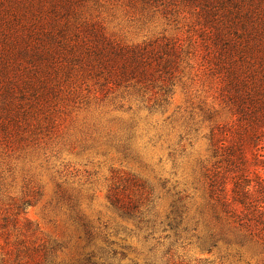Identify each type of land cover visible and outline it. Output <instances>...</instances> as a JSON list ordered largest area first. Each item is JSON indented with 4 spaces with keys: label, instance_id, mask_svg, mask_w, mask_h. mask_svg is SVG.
<instances>
[{
    "label": "rangeland",
    "instance_id": "obj_1",
    "mask_svg": "<svg viewBox=\"0 0 264 264\" xmlns=\"http://www.w3.org/2000/svg\"><path fill=\"white\" fill-rule=\"evenodd\" d=\"M32 31H52L50 45L61 53L65 35L87 43L95 32L122 45L176 42L174 86L165 81L174 94L159 106L163 81L147 95L124 87L97 93L74 81L73 95L64 58L45 75L40 69L48 65L25 54L28 47L52 49L31 39ZM236 72L249 91L237 98L227 90ZM46 79L65 81L63 93L52 96ZM218 125L230 132L221 140L230 142L252 127L256 140L245 144L244 162L264 185V0H0V264L25 263L23 249L39 243L58 246L55 264H84L106 244L88 247L83 221L137 250L115 247L126 254L120 264H142V234L111 209V187L133 176L151 186L160 218L176 193L186 191L196 216L206 207L202 173L215 161L210 137ZM254 197L261 202L259 189ZM167 235L172 239H163L158 256L175 241ZM208 235L202 223L189 229L170 257L180 264H264V247L256 242L210 247Z\"/></svg>",
    "mask_w": 264,
    "mask_h": 264
},
{
    "label": "trees",
    "instance_id": "obj_2",
    "mask_svg": "<svg viewBox=\"0 0 264 264\" xmlns=\"http://www.w3.org/2000/svg\"><path fill=\"white\" fill-rule=\"evenodd\" d=\"M32 32L30 33L31 39H35L36 36L39 42L44 44L43 46H51L50 42L54 40L52 31H47L42 35H38L35 31ZM63 38H65L62 45L63 53L59 52V48L51 46L52 49L39 53L28 47L25 48V54L33 53L35 55L33 59L40 62L42 60V63L48 65V68L40 69L41 74L44 72L45 75L47 69L49 72L55 70L51 65L56 59L64 58L69 63L66 72L72 76V80L69 78L70 80L67 81V89L73 92V95L77 87L74 81L86 84L97 93L109 88L124 87L128 91H136L144 95H147L151 84H154L153 88H156L159 87L156 82L163 81L161 91L157 93L159 98L155 99V104L159 106L164 103L168 104L173 96L174 92L166 87L165 81L171 80V86H174L172 76L176 73L179 60L176 42L122 45L107 39L103 33L97 34L96 32L90 35L91 40L87 43L73 41L66 35ZM164 55L166 58L158 57ZM57 70L60 69L57 68ZM161 72L162 74H159ZM74 76L79 77L73 78ZM243 79L245 78L238 72L232 73L231 86L227 87V90L233 89L230 95L236 98L238 95L242 96L244 88H246V94L249 92ZM48 80L46 79L43 85L52 96L63 93L64 86L61 85L65 81H59L56 87L55 84L50 85ZM239 89H241L240 92H234ZM42 95L43 93H40V97ZM144 95L142 96L145 97ZM237 102L238 99L233 102L235 107ZM211 113L214 115L216 112L211 111ZM226 132L230 133L218 125L211 133L212 158L215 161L211 168L203 167L202 176L206 180L207 202L205 210H197L199 218L197 215H191L189 204L192 197L187 195L186 191L176 193L170 211L164 218H160L161 215L156 209L154 190L151 186H146L133 176L134 178L119 177L111 187L108 194L111 209L122 219L133 222L135 229L142 234L147 247L146 253L143 254L145 260L142 264H180L170 257L172 247L177 243L176 240H180L183 234L189 232V229L196 232L201 223L208 230L207 240L210 242V247H215L219 241L240 247L256 242L264 247V185L252 179V174H249L245 166V152L243 151L246 143L251 145L256 140L255 132L252 127H249L242 132L239 138L232 137L231 142L227 139L221 140L224 138L223 135H227ZM229 184H232L231 189ZM257 189L263 197L260 203L254 200V193ZM83 222L80 225L88 247L96 240H101L106 244V248L99 247L98 252H90L84 264H116L118 261L120 264V261L126 259V254L118 252L114 249L115 247H119L121 251L137 252L131 246H120L112 241L111 233L100 230L89 221ZM168 232L173 233L175 241L170 244L163 255L158 256V251L163 247V239H172V236L167 235ZM159 234L166 236L163 238V235H160L159 237ZM254 239H257L259 243ZM58 250L57 245L39 243V245L24 248L21 258L25 259L23 264H55L54 258ZM111 256L114 259H110ZM132 264L139 263L132 261Z\"/></svg>",
    "mask_w": 264,
    "mask_h": 264
}]
</instances>
